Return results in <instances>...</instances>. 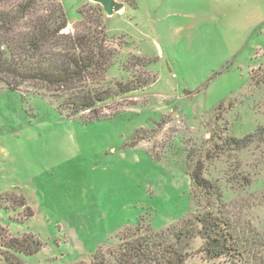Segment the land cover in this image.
Returning <instances> with one entry per match:
<instances>
[{"label": "rangeland", "instance_id": "374dc122", "mask_svg": "<svg viewBox=\"0 0 264 264\" xmlns=\"http://www.w3.org/2000/svg\"><path fill=\"white\" fill-rule=\"evenodd\" d=\"M122 1L107 16L61 0L64 32L102 20L117 54L108 81L144 87L93 118L46 89L0 85V249L2 233L33 236L40 247L11 250L25 264H94L100 251L118 264L111 249L141 224L179 237L186 264H235L212 258L207 213L218 211L205 190L201 206L192 199V172L202 167L228 218L264 236V0Z\"/></svg>", "mask_w": 264, "mask_h": 264}, {"label": "trees", "instance_id": "16d2710c", "mask_svg": "<svg viewBox=\"0 0 264 264\" xmlns=\"http://www.w3.org/2000/svg\"><path fill=\"white\" fill-rule=\"evenodd\" d=\"M60 1L0 0V85L14 90L23 85H32L38 92L46 89L61 100L60 107L72 116L88 111L97 118L100 107L128 96L146 82L133 81L128 74L123 80L108 81L107 74L117 54L108 48L107 25L85 15L77 32H64L69 22ZM137 62L146 64L144 59ZM255 137L257 132L241 139L231 137L230 141L242 149ZM192 180V199L201 206L204 198L196 190H205L215 204L211 207L218 211L207 213V232L211 231L207 245H215H205L212 258L228 257L235 264H264V236L247 230L240 219L225 215L223 206L216 205V199L221 197L214 198L216 187L203 176L201 166L192 172ZM2 236L5 249H0V258L4 264H25L12 249L29 252L33 244L41 245L33 236ZM178 243L179 237L140 224L123 234L111 253L118 264H186L184 256L174 249ZM105 258L100 251L93 263L106 264Z\"/></svg>", "mask_w": 264, "mask_h": 264}, {"label": "water", "instance_id": "95a60500", "mask_svg": "<svg viewBox=\"0 0 264 264\" xmlns=\"http://www.w3.org/2000/svg\"><path fill=\"white\" fill-rule=\"evenodd\" d=\"M95 4L102 7L103 12L107 16H112L115 13L121 12L126 7V3L122 0H91Z\"/></svg>", "mask_w": 264, "mask_h": 264}]
</instances>
